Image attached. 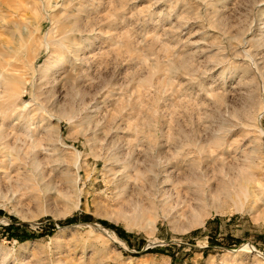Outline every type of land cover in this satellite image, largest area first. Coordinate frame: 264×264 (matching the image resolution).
Listing matches in <instances>:
<instances>
[{"label": "rangeland", "instance_id": "1", "mask_svg": "<svg viewBox=\"0 0 264 264\" xmlns=\"http://www.w3.org/2000/svg\"><path fill=\"white\" fill-rule=\"evenodd\" d=\"M64 1L0 0V264H264V0H93L89 47L46 84Z\"/></svg>", "mask_w": 264, "mask_h": 264}, {"label": "bare ground", "instance_id": "2", "mask_svg": "<svg viewBox=\"0 0 264 264\" xmlns=\"http://www.w3.org/2000/svg\"><path fill=\"white\" fill-rule=\"evenodd\" d=\"M67 1H70V0H66V1H64V2H67ZM96 1V0H95ZM71 3V2H70ZM75 3V4H74ZM73 3V8L72 9H70L69 10V13H67V14H64V16L62 17L61 16V19L60 20H58V22H59V29H60V31H59V35H58V37H57V39L56 40H54V41H44V45L46 46V47H48L50 44H52L53 46H54V48L51 50V53H50V55H48L42 62H41V64H40V76H41V79L42 80H44L45 81V83L46 84H49V82H51L52 81V79L54 78L55 79V77L59 74V73H61L63 70H65L66 69V67H68V65L69 64H71V62L74 60V58H76V57H78V55H81V53H80V51L82 50V51H84L85 49H87L88 47H89V44H88V42L90 41L88 38H84V36L82 37H78L77 35H80L79 34V32L80 31H78L79 29H81L80 27H81V23L83 24V20H82V18H83V14L85 13V11H87L88 10V7H89V5L88 4H92L93 5V3H94V1L93 0H86L85 2H84V0H82V1H78V2H74ZM95 3H97V2H95ZM66 4V3H65ZM65 4L63 5V7L65 6ZM66 8V7H65ZM91 10V9H90ZM59 12V11H58ZM63 13V12H62ZM59 15H61L60 13H58ZM58 14H56V15H58ZM56 17V16H55ZM55 17L53 16L52 18H51V20L52 21H55ZM60 18V17H59ZM58 19V18H57ZM91 20V19H90ZM90 20H89V24L88 25H90ZM57 22V23H58ZM85 22V21H84ZM86 22H88V20L86 21ZM53 24V23H52ZM86 25V24H85ZM87 25V26H88ZM89 27V26H88ZM85 28H86V26H85ZM90 28V27H89ZM89 28L87 29V30H89ZM91 28H93V27H91ZM91 30V29H90ZM39 31V30H38ZM76 31H78V34H76L75 32ZM92 31V30H91ZM89 34V33H88ZM83 35V34H82ZM42 44V43H41ZM86 53V52H85ZM83 58L84 57H86V56H82ZM81 57V58H82ZM85 59V58H84ZM187 60V59H186ZM191 60V59H190ZM74 63V62H73ZM75 65V64H74ZM72 67H73V64H72ZM73 69V68H72ZM71 70V69H70ZM70 76V75H69ZM167 76V75H166ZM79 77V76H78ZM20 79V78H19ZM40 79V80H41ZM55 80H57V79H55ZM24 81V80H23ZM21 83V82H20ZM44 83V84H45ZM26 84H27V82L25 81V82H23V90H21V91H23V92H21V94L23 95L25 92H26ZM54 84V83H53ZM42 85V84H41ZM42 88V87H41ZM13 91V90H12ZM9 92V91H8ZM6 93V92H5ZM10 93H11V91H10ZM190 94V93H189ZM217 95V94H216ZM216 95H215V97H216ZM11 96V95H10ZM9 97V96H8ZM140 97V96H139ZM220 97V96H219ZM7 98V97H6ZM221 98V97H220ZM219 98V99H220ZM210 102V101H209ZM20 104H21V106L20 107H24V108H26L27 107V105H30V101L28 102V101H26V100H24V99H22L21 100V102H20ZM19 104V105H20ZM19 105L18 106H16L17 108H19ZM122 106V105H121ZM20 109V108H19ZM18 109V110H19ZM23 109V108H22ZM22 109H20L21 111H22ZM37 109V108H36ZM17 110V109H16ZM17 110V112H19ZM25 110V109H24ZM38 110V109H37ZM13 111H15V110H13ZM31 111H35V109L34 110H31ZM264 111V110H263ZM23 112V111H22ZM29 112V111H28ZM38 112V111H37ZM5 113L6 112H4L3 113V111H1V109H0V114L2 115V116H4L5 115ZM14 113H16V111L14 112ZM14 113H13V115H14ZM21 113V112H20ZM29 113H31V112H29ZM29 113H27V114H29ZM118 114V113H117ZM18 115H20V114H18ZM30 115V114H29ZM36 115V114H35ZM116 116V115H115ZM12 117V116H11ZM17 117V116H16ZM19 117V116H18ZM24 117V116H23ZM29 117V116H28ZM28 117H27V119H28ZM42 117V116H41ZM20 118H21V115H20ZM19 118V119H20ZM131 120V119H130ZM18 121V120H17ZM23 121V120H22ZM30 121H31V119H30ZM28 122V121H27ZM25 120L23 121V123H27ZM131 122V121H130ZM4 123V122H3ZM16 123V122H15ZM22 123V124H23ZM31 123H33V122H31ZM33 125V124H32ZM21 126V125H20ZM27 126V125H26ZM1 127V126H0ZM32 127V126H31ZM138 127V126H137ZM30 128V127H29ZM73 130V129H72ZM28 131V130H27ZM70 133V132H69ZM26 134V133H25ZM28 134V133H27ZM218 134V133H217ZM3 135H5L4 134V132L3 133H1L0 134V139H2L4 136ZM20 135H21V133H20ZM30 136H33L34 134H29ZM219 135V134H218ZM218 135L216 136V137H218ZM29 136V137H30ZM70 136V135H69ZM41 137V136H40ZM33 138H35V136L33 137ZM32 138V139H33ZM38 138V137H37ZM36 138V139H37ZM221 138V136H219L217 139H215V141L214 140H212V142H216V144H217V146L218 145H220V146H222L221 144H219L220 143V140H223V139H220ZM39 139V138H38ZM37 139V140H38ZM28 140V138L26 139V141ZM41 142V141H40ZM32 143V142H31ZM43 143V142H42ZM214 143H213V145H214ZM30 144V143H29ZM41 144V143H40ZM212 145V144H211ZM41 146V145H40ZM216 146V145H215ZM27 147H29V146H27ZM39 147V141H36V142H34L33 144H32V146H31V155H32V152H33V155L34 154H36V153H38V152H36L35 153V151H39V150H41L40 149V147ZM197 147V146H196ZM205 147V146H204ZM207 147V146H206ZM199 149H200V146L198 147ZM202 148V147H201ZM212 148V147H211ZM216 148V147H215ZM214 148V151L216 150ZM248 148V147H247ZM48 149V148H47ZM205 149H207V148H205ZM250 149V148H249ZM256 149V148H255ZM52 150V149H51ZM213 150V149H212ZM44 151V150H43ZM55 151H56V149H55ZM201 152L203 151V150H200ZM208 151H209V149H208ZM219 151V150H218ZM223 151V150H222ZM25 152V151H24ZM192 152V151H191ZM191 152H190V154H191ZM203 152H205V151H203ZM210 152H212L211 151V149H210ZM220 152H221V150H220ZM219 152V153H220ZM224 152V151H223ZM255 152V151H254ZM53 153V152H52ZM187 153V152H186ZM185 153V154H186ZM207 153V152H206ZM226 153V152H225ZM252 153V152H251ZM55 154V153H54ZM187 154H189V153H187ZM186 154V155H187ZM221 154V153H220ZM224 153H222V156H224L223 155ZM253 154V153H252ZM251 154V155H252ZM255 154V153H254ZM19 155V154H18ZM38 155V154H37ZM49 155V154H48ZM251 155H249L248 156V161H253V156H251ZM21 156V155H20ZM35 156V155H34ZM39 156V155H38ZM200 156V155H199ZM208 156V155H207ZM206 156V157H207ZM217 156L219 157V155L217 154ZM221 156V155H220ZM221 156V157H222ZM247 156V155H246ZM32 157V156H31ZM51 157V156H50ZM218 157H216V158H218ZM223 158V157H222ZM247 157H245V159H246ZM184 159H185V156H184ZM220 159V158H219ZM194 160V159H193ZM30 161V160H29ZM116 161V160H115ZM31 162V161H30ZM245 162H246V160H245ZM108 163V162H107ZM32 165H33V167H35L36 169H38L39 167H40V165L41 164H39V161L37 160V158H35V157H33L32 158V163H31ZM212 164V163H211ZM30 165V164H29ZM196 165V164H195ZM198 167V166H197ZM220 168H221V166H220ZM225 168V167H224ZM122 169V168H121ZM243 168H240L239 170L240 171H238V175L236 176V177H239V176H241V174L243 173L244 174V172H242L243 170H242ZM135 170V169H134ZM197 170V169H196ZM198 170H199V168H198ZM197 170V171H198ZM118 171V170H117ZM164 171V170H163ZM197 171H195V173H197ZM192 172V171H191ZM40 173V172H39ZM114 173V172H113ZM129 173V172H128ZM132 173V172H131ZM194 173V174H195ZM127 174V173H126ZM184 175V174H183ZM182 175V176H183ZM188 175V174H187ZM186 175V176H187ZM165 176V175H164ZM184 177H185V175H184ZM189 177V176H188ZM115 178V177H114ZM164 178V177H163ZM168 178V177H167ZM170 178V177H169ZM222 178H225V177H222ZM180 179V178H179ZM227 180H222V184L220 185L219 183H218V185H220V186H218V185H216L217 187H218V189L216 188V189H213V190H211V195H209V196H211L210 197V199L209 200H211L210 202L213 204V206L212 207H214V209H216L217 211H219V210H221L222 208H223V206H224V204L226 203V199L228 198L227 196L230 194L229 193V188L231 187V178L230 179H228V178H226ZM167 180V179H166ZM165 180V181H166ZM184 180H185V178H184ZM201 180V179H200ZM210 180V179H209ZM164 180H163V182H165ZM168 181V180H167ZM166 181V182H167ZM179 181V180H178ZM183 181V180H182ZM185 181H187V179L185 180ZM188 181H189V179H188ZM192 181V180H191ZM165 182V183H166ZM174 182V181H173ZM177 182V181H176ZM180 182V181H179ZM195 182V181H194ZM162 183V182H161ZM192 184V183H191ZM166 185V184H165ZM174 185V184H173ZM161 186H162V184H161ZM230 186V187H229ZM181 187V186H180ZM183 187V186H182ZM185 187V186H184ZM207 187V186H206ZM205 187V188H206ZM209 187V186H208ZM213 187V186H212ZM215 187V186H214ZM200 188V187H199ZM202 188V187H201ZM165 189V188H164ZM164 189H163V191H164ZM181 189V188H180ZM183 189H185V188H183ZM210 189V188H209ZM166 190V189H165ZM186 190V189H185ZM184 190V191H185ZM196 190V189H195ZM203 190H205V189H203ZM182 191V190H181ZM187 191V190H186ZM124 192V191H123ZM140 192V191H139ZM207 192V191H206ZM143 193V192H142ZM166 193H167V190H166ZM178 193V192H177ZM187 193V192H186ZM185 193V194H186ZM191 193H192V191H191ZM209 193V192H208ZM69 194V193H68ZM169 194V193H168ZM196 194V193H195ZM198 194H201V193H198ZM120 195V194H119ZM142 195V194H141ZM177 195V194H176ZM203 195L204 196H206V193H203ZM207 195V196H208ZM222 195H223V198H222ZM147 196H148V194H147ZM160 196H161V194H160ZM171 196V195H170ZM194 196V198H195V195H191V197H193ZM208 196V197H209ZM69 197V196H68ZM140 197V196H139ZM146 197V196H145ZM149 197V196H148ZM162 197V196H161ZM165 197L167 198V195H165ZM168 197H169V195H168ZM177 197V196H176ZM182 197V196H181ZM189 197V196H188ZM62 198H63V196H62ZM67 198V197H66ZM153 198V197H152ZM190 198V197H189ZM69 199V198H68ZM79 199V198H78ZM147 199V198H146ZM163 199V198H162ZM169 199V198H168ZM170 199H171V197H170ZM177 199V198H176ZM187 199V198H186ZM192 199V198H191ZM196 200L194 201V202H196L197 201V203H196V205H194V206H192V205H189L188 204V201L187 200H183V199H181V202L180 203H177V205L176 206H172V209H170V210H168V212H167V217H168V219H169V221H170V224H171V222L173 221V222H175V221H179L180 219H182V218H184L185 216H186V207H188V205L191 207V209H190V212H191V214H192V218H193V220H191L192 221V223L193 224H196V225H199V226H201V225H203L204 223H205V219L207 218V216H208V211L206 210V212L207 213H202L203 211L202 210H205V209H203L204 207L207 209L208 207H206L207 206V200H206V197L204 198L203 196H199V197H197V198H195ZM148 200V199H147ZM155 200V199H154ZM173 200V199H172ZM189 200V199H188ZM194 200V199H193ZM193 200H190L191 202H193ZM229 199H227V201H228ZM79 201L80 200H78V203H79ZM140 201V200H139ZM149 201V200H148ZM164 201H165V198H164ZM155 202V201H154ZM166 202V201H165ZM170 202V201H169ZM209 202V203H210ZM139 203V202H138ZM137 203V204H138ZM142 203H143V201H142ZM171 203V202H170ZM228 203V202H227ZM162 204H165L163 201H162ZM167 204V203H166ZM174 204V203H173ZM195 204V203H194ZM211 204V205H212ZM227 205V204H226ZM164 206V205H163ZM163 206H162V210H163ZM134 208V207H133ZM169 208H170V206H169ZM167 209H168V207H167ZM157 208H156V205L152 202L151 204H148V205H146V204H139V205H135V208H134V214H136V216L138 217V219L139 220H141V221H143L146 225L147 224H149V225H154L155 223H156V219L158 218V214H157ZM210 211V210H209ZM164 212V211H163ZM188 213V212H187ZM209 213H211V212H209ZM164 214V213H163ZM189 218V217H188ZM185 220H186V218H185ZM129 221V220H128ZM184 221V220H183ZM172 224H174V223H172ZM127 226H129V225H127ZM172 226V225H171ZM196 228V227H195ZM101 230V229H100ZM248 249H250V247H248V246H245V247H243L242 249H241V251H248ZM251 250V249H250Z\"/></svg>", "mask_w": 264, "mask_h": 264}]
</instances>
